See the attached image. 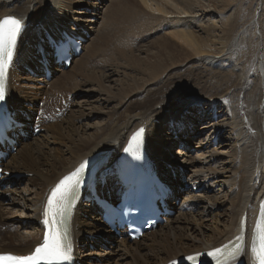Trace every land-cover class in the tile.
<instances>
[{
	"label": "bare ground",
	"instance_id": "1",
	"mask_svg": "<svg viewBox=\"0 0 264 264\" xmlns=\"http://www.w3.org/2000/svg\"><path fill=\"white\" fill-rule=\"evenodd\" d=\"M10 1L0 0V17L7 14L14 15L19 19H23L25 23H28L25 25L26 30L20 38L16 50L17 60L22 66L28 65L27 58L31 51V45L33 47L38 42L37 44H39L44 52L49 49V43H47V40H44L46 36L42 35L40 37L38 35L39 30L42 28L49 35H52L50 29H54L56 36L59 31L58 37L61 36L63 31L67 30L65 27L81 33V28H79L81 27L79 25L80 19L66 12L67 9L76 4L71 3L69 7L66 5V1L61 0H38L36 1V5H30V0H17L13 3H10ZM113 1V3H110L112 5L103 14V22L100 25L96 38L89 45H83L85 51L83 50L77 58H72L66 70L59 67L55 69L56 72L64 74L62 75V80L57 81L52 77L48 83L52 86V90L49 89L43 93L45 96V105L43 107L45 110H50L53 113H50L52 121L41 125V128L42 126L45 127V133L47 134L40 140H33L32 143L27 141V139L26 141H18L22 142V144L5 161V170L8 173L15 175L22 174L24 176V186L28 195L25 196V191L22 193V191L17 190L14 186L10 187V184L15 182V178L11 177L5 180L7 187L1 192V199H5L2 193L8 192V200L10 201L5 206L0 201V225H5L6 227L12 226L18 220L17 222L20 226L31 222V229L29 232L19 233L16 231L8 233L14 234L9 239L6 238L8 236L4 237L0 235V252H14L16 254L30 252L40 239L42 227L38 222V216L46 193L53 182L61 175L71 171L84 158L112 148V151L108 154L109 166L113 161L114 154L118 153L124 146L122 145L124 140L138 127L146 129L144 137L147 145L145 146L147 154L157 164L160 172L166 178H170L169 173L163 167V161L167 159L165 157L166 151L162 150L163 148L159 149V142L152 137L159 135L158 127L160 124L162 126L169 118L178 120V118L173 117L174 115H170L174 109L166 113V109L172 106L167 103H172L174 99V95L171 93L173 90L177 91L182 88L183 91H186L189 88L186 85L189 77L191 79L190 88L192 89V95L184 98L182 102L186 101V103L182 107L196 110L197 112L192 111L196 116L204 108L212 113L218 110L223 113L225 110L229 114V125L220 122V126L225 127L227 135L229 133V140L233 143L232 149L223 148L225 143L220 140L216 143V146H213L215 145L213 143L209 144L213 146L209 152H215L210 154V156L219 153L226 156V160H230L233 165L229 166L230 169L226 170L225 167L219 166L217 163H213V166L205 169L207 170L205 172L206 177L208 179L212 178L211 180H217L219 172L224 173L230 170L232 174H224L222 177L228 183L232 194L208 195L207 191L209 187L202 190L199 184L190 189V199L195 201L202 200L203 204H205L203 206L206 207L210 206V198L213 199L211 206H215V203L223 199V201L219 202L227 203L229 210L227 214L223 215V218L224 216L225 218L222 223L220 220L213 222L209 233L203 230L197 231L194 225H190V223H196L197 219L193 218V216L192 218L191 216L187 218L186 214H181V217H178L174 221L176 226L172 225V227L170 225L172 227L171 231H164L159 234L160 236H155V231L159 227L157 226L154 230L152 229L143 233L139 239L135 240L140 241L144 235L154 232L151 234L152 238L149 246L151 244L156 248L149 247L148 250L141 251L145 247L140 246L136 251L130 253L127 251L126 243L128 241L125 238L116 240L118 248L124 250L127 254L129 252V264H162L172 258L185 254L216 248V246L233 239L235 237L234 234L238 231V225L242 216H246L247 224L254 223L255 218L257 221H261L262 216L264 217L261 210H257L260 201L264 197V8H260L261 12L256 14L253 11L252 0H136L143 9H141L142 11H138L134 4L132 8L131 6L129 8L128 5L130 4L124 5L122 3L121 5L119 0ZM257 1L256 4L258 5ZM54 4L60 8L56 9ZM85 4L90 5V2ZM138 9L140 10L139 6ZM81 10V8L79 10L75 9L73 12L75 15H80L83 11ZM203 13L209 15V17L205 18V21H203ZM216 14L219 17V23L214 21L215 19L213 20V16ZM161 24H164V26H166L165 24L169 25L167 28L169 30L164 36H167V39H164L166 42L164 41L161 45L164 46V50L173 45L181 47L184 51L183 53L181 51V60H178L179 55L171 54L170 52L167 54L168 57L162 59L161 54L157 52L155 61L145 62L144 66H142V60L132 56V49L134 47L132 43L137 38L141 39L144 35L148 34L150 30L153 29L154 31L157 27L159 28ZM105 28L110 29L105 31ZM140 29L143 30L140 31ZM98 40H102L103 45H99ZM110 44L115 45V56L111 55L109 59H119L123 62L119 66L131 67L139 70V72L141 70L142 76L139 79H136L135 76L125 79L121 78L116 92H111L112 90L102 84V91L106 93L105 98L101 97L100 99L98 94L93 100L105 101L104 103L107 104V101L116 98V103L114 104L118 109L112 107L114 110L105 111L106 119L104 123L97 126L94 125L93 131L87 132L84 129H80L82 132L79 133L76 130L75 123L78 118H82L85 108L83 110L79 107L75 113L69 114L70 117L68 119H64V115H66V111L72 103V96L74 94L70 95V92L79 91L77 88H79L78 85L82 82H78L74 74H66V72L68 70L70 72L73 63L76 65L77 61V71L96 62L103 51V47ZM83 54H87L85 60H82ZM185 59L192 60L191 64L188 65L189 67L183 68L184 74L173 73L172 71L166 74L168 70L178 67V63ZM227 63L228 65H226ZM258 63L262 69H259ZM135 65L140 69H136ZM187 67L188 69H186ZM77 71L75 74L78 73ZM100 72L87 70L82 71V74L88 81L97 84L99 81L102 82L101 77L104 75V73ZM13 73L14 71L8 70L7 80H12ZM108 74L110 72L107 70L105 76ZM42 80L46 81L44 78ZM10 81L8 84L9 103L13 104L16 109L25 110L28 114L37 110L36 102L38 101L35 98H28V96L23 95L21 90L19 91L20 87L12 86ZM53 81L54 83H52ZM152 82L156 84V87L146 88ZM60 86L63 87V93L61 92L60 97H57L58 95H55ZM136 91L141 93V97L134 100V96L138 94H135ZM69 95L70 98L68 97ZM194 98H196L195 102L199 101L198 103L201 104L196 105L194 102L192 103L193 105L189 103L190 105L186 106ZM165 99L167 101L164 102ZM201 99H204L203 101H206V103L202 102ZM74 100L76 102V98ZM27 102L30 104H26ZM85 102L87 101L85 100ZM204 104L206 105L203 107ZM218 104H221V107L216 110L219 107ZM55 107L64 108L60 117L54 115L57 111ZM185 117L189 118L188 120L191 124L197 122V118L191 115H185ZM106 120L107 124H105ZM214 125L216 127L213 126L212 130L220 132V130H217V122H214ZM175 126L164 129L169 136L166 137V139L168 138L166 141L169 142V145L165 146L169 147L171 142L175 143L176 139L173 138L174 136L179 137L196 132L194 126L189 127V125H186L184 128H181L179 133L175 132V135L173 133V131H177ZM227 126H229V130H227ZM170 129H172V132ZM148 137H151V139ZM163 141L161 140L162 147L164 146ZM184 153L186 156L188 155V151ZM202 156L206 160L208 154H201L200 157ZM18 159H20L19 164ZM181 160L189 164L200 162L199 156L197 159L190 158V160H186V158H183ZM226 160L225 162H227ZM10 164H12L14 169L8 167V165L11 166ZM182 165L185 166L184 164ZM202 172L203 170L199 172L198 169L197 172L193 171L189 175L190 182L196 183V179L202 175ZM180 175L179 171L176 172L177 179ZM251 175L252 178L249 177ZM214 177L215 179H213ZM202 180H199V183ZM177 182H180V180H177ZM115 184V176L110 173L106 174L104 186L114 188ZM176 191V188L172 191L174 199L177 195ZM22 204L27 205L28 212L23 210ZM178 205H180V202ZM83 206L91 207L86 202ZM13 207H16V209ZM12 208L14 209L13 213H18L21 217L17 219L9 218L6 212L8 214L12 212ZM83 211L82 207L78 205L72 219V231L76 243L75 253L78 258H81L84 254L82 237L85 233H107V230L103 228L98 218H93L92 223L84 221L82 217ZM3 221L4 223H2ZM169 221H173L172 217L166 221V224ZM196 225L198 224L196 223ZM174 227L178 228L175 229ZM191 237L197 239V241L200 240V242L194 241ZM89 242L93 243L94 241L89 240ZM128 244L130 245V243ZM245 251L243 252L245 258L243 264H247L250 259L249 254ZM112 253V250L106 252L107 261L102 262V264H106V262L112 259H110ZM94 254L101 255V257L97 256L98 259H102L105 256V254L103 255L99 252ZM92 264L98 263L92 261Z\"/></svg>",
	"mask_w": 264,
	"mask_h": 264
},
{
	"label": "rangeland",
	"instance_id": "2",
	"mask_svg": "<svg viewBox=\"0 0 264 264\" xmlns=\"http://www.w3.org/2000/svg\"><path fill=\"white\" fill-rule=\"evenodd\" d=\"M15 1H17V0H11L10 3H13ZM36 1H38V0H30L29 4L30 5H36L37 4ZM61 1H64V2L66 1V5L69 7H70L71 3L76 4L73 7H70V9H67L66 12L72 16H76L77 18H79L80 19L79 25L81 26L79 28H81V30L83 29L86 32V33H83L84 34V40H83L82 47L84 44H85V46L89 45L91 43V41L96 38L97 32L100 28V25L103 22V18H102L103 14L106 11V9H108L112 5L110 3L114 2L113 0H61ZM252 1L254 2V3L252 2L253 11H255L256 14L258 12L260 13L261 11L259 9L264 8V0H258V1L252 0ZM256 1L258 2V5L256 4ZM88 2H90V5L85 4ZM119 2L121 5H122V3L124 5L130 4V5H128L129 8H130V6L132 8V6L134 4V5H136V8L138 11L143 10L141 8V5L139 3H137L136 0H134V1L133 0H126V1L125 0H119ZM135 2H136V4H135ZM83 4H84V6H83ZM137 5L140 7V10L138 9ZM92 7H94L95 10L92 9ZM55 8L58 9L60 7H57L55 5ZM80 8L83 10V11L81 10L82 13L80 15H75L73 10H75V9L79 10ZM126 8H128V7L126 6ZM256 14L254 15L255 20H256ZM207 17H209V15H207L206 13L205 14L203 13V21H205V18H207ZM213 20L219 23L220 20H219V17L217 14L213 16ZM161 25L159 28L157 27L158 29L156 28L154 31H153V29L150 30V32H148V34L144 35L141 39L137 38L135 40L136 42L135 41H134L135 43L133 42L134 44L132 43V45H134V47L132 46L133 47L132 56L136 59L142 60L141 61L142 66H144L145 62L155 61L157 52L161 54L162 59L164 57H168L167 54H168V52H170L171 54L179 55L178 60H181V58H180V57H182V55H180L181 51H182V53L184 52L181 49V47L173 45L172 47H168L166 50H164V48H163L164 46L161 45V43H164V41H165L164 39L165 38L167 39V36L166 37H164V36L166 35L167 31L169 30V29L167 30L169 25H167V24H165L166 26H164V24H161ZM109 29L110 28H105V31H108ZM143 29H140V31ZM50 31L52 34H54V29H50ZM45 32H46L45 29L42 28L41 30H39L38 35L40 37H42V35H44ZM98 44L103 45L102 40H98ZM34 48H36V47H32V45H31V48H30L31 51L29 52L30 53L29 54L30 59H28L29 63L31 61H36L37 56L34 54ZM83 50H84V48H83ZM114 50H115V45H113V44H110L106 47H103V51H102L101 55L99 56V58L97 59L96 62L92 63L88 67H82L79 71H77V62H78L77 61L76 65H75V63H73L72 67L70 68L71 69L70 72H69V70H68V72H66V74L67 73H69L71 75L74 74V76H76L75 77L76 80H78V82H82L80 85H78L79 88H77V89L79 91H74L73 93L70 92L71 94L69 93L70 95L74 94L75 97H74V95L72 96V103L69 105V108L66 111V115H64V117H65L64 119H66V118L68 119L70 117V115L72 113H75L79 107H81L82 109L85 108V111H83L85 113V115L83 113L82 118H78L76 123H75L76 130L79 133L82 132L81 130H83V129L86 130L87 132L93 131V129L95 128L94 125L97 126V125L104 123V121L106 119L105 113L108 110H114L112 107H115L116 109H118L117 106L114 104V103H116V98H114L113 100L107 101V104L104 103L105 101L93 100L98 94L100 96V99H101V97L105 98L106 93H105V91H102V88H101L102 84L105 87H108L110 90H112L111 92H116L117 86L120 84L121 78L125 79L127 77L135 76L136 79H139L142 76L141 70L139 72V70H135L134 68H131V67L127 68V67L119 66L120 63H123L119 59H116V60L114 58L109 59V57L111 55L115 56ZM77 57H75V58H77ZM82 57H83L82 60H85V58H87V54H83ZM191 60L192 59L183 60L182 62L178 63V65H177L178 67H175L172 70L171 69L168 70V72H166V74L171 72V71L173 73L178 72V73L184 74L183 68L190 65ZM135 64H136V62H135ZM226 65H228V63ZM239 65H240V63H239ZM188 67L186 69H188ZM135 68L140 69L136 65H135ZM235 68H237V67L235 66ZM66 69H64V70H66ZM259 69H262L260 64H259ZM75 70L78 72L77 74H75V72H76ZM87 70L101 71L100 73H104L103 77H101L102 82L99 81V83H97L98 84L97 85L94 82L88 81V79H86L84 77V75L82 74V71H87ZM107 70L110 72V74L105 76V73ZM62 75H64V74H61V72L60 73L56 72V70H54L52 72V77H54V80H57V81L62 80ZM12 76H13V78L10 81V84L12 86H15V87H20L19 91L21 90V93L23 95L28 96V98H35L36 101H38V102H36L37 108L39 106L43 107L45 105V96L43 95V93L49 89L52 90V88H51L52 86H50V84H48L51 79L48 81L46 79H45L46 81L42 80L43 76H42V72L40 69L37 70V68H34V73L32 74L28 70V68L20 67L18 70L14 71ZM59 76H61V77H59ZM163 77H164V75H163ZM165 77H166V75H165ZM39 79H41V80H39ZM182 79H185V78H182ZM128 81H129V79H128ZM52 83H54V81ZM155 85L156 84H154L152 82V84H149L148 86H146V88L147 87H152V88L154 87L155 88L156 87ZM186 85L189 86V88L186 91H183L182 88L180 90H177V91L173 90L171 93H172V95H174V99H173L172 103H167L168 105H172V106H171V108L169 107L168 109H166V111H167L166 113H168L169 111L174 109L175 111L173 110V112H171L170 115H174L173 117L178 118V120H173L172 118H169L168 120H166L162 124V126L160 124V126L158 127L159 135H157L156 137H152V138H155L159 142L158 148L159 149L163 148L162 150L166 151L165 157L167 159H165L163 161V167L169 173L170 178L168 179V181L172 184L173 188H174V185L176 187L180 186V192L176 195V202L177 203L180 202V205H178L176 208L173 209V206H174V204H173V206H172L173 214L170 216V218L172 217L173 223L171 221H169V223H167V224H166V222L162 223L163 225L160 224L158 229L155 231L156 232L154 234L155 236H160L159 234L164 232V231H166V232L171 231V228L173 227L172 225L176 226V223L174 221L177 220L178 217H181V214H186L187 218H190V216L192 218V216H193V218L197 219L196 223L198 225H196V223H193V224L190 223V225H192V226L194 225V227L197 228V231L203 230V231L209 233V231H210L209 229L211 228V225L213 224V222L216 220L217 221L220 220V222L222 223V221L225 218V216L223 218V215L227 214V211L229 210V206L227 207V203L219 202V201H223V199H220L217 203H215V206H211V204L213 203V199L210 198L209 199L210 200V206L209 207L203 206L205 204H203L204 202L202 200L201 201H195V200L190 199V194H189L191 192L190 189L196 185H199V184H200V187L202 188V190L209 187L208 191H207L208 195L223 194V193H227L228 195L232 194L230 187L228 186V183L225 181V178L222 177L224 174L225 175L226 174H232V172H230V170H228V172L225 171L224 173L219 172V174H218L219 178L217 180H211L212 178L208 179V177H206L205 172L207 170H205V169L209 168L210 166H213L214 165L213 163H217L219 166L225 167L226 170L230 169L229 166H233V165L230 162V160H226V156L220 155V153L215 154L214 156H210V154H212L214 151L209 152V150L213 146H216V143L219 140L222 141L223 143H225L223 148H226V149H232L233 143L229 140V133L227 135L226 130L224 129L225 127L220 126L221 125L220 122H223L226 125H229V123H228L229 114L226 113L225 110L223 113H221V111H219V110L215 111V113H212V112H209L208 110H205V108H204L203 111L197 113V116H198L197 117L195 115V113L193 114V112H197L196 110H194V109L189 110L187 108L185 109V107H182V105L184 103H186V101H184V103L182 102L184 100V98L192 95V89L190 88L191 87L190 77H189V81H188V83H186ZM262 87H263V84H262ZM62 89H63V87L60 86L57 89L58 91H57L55 96L58 95L57 97H60L61 92L63 93ZM87 89H90L91 91L87 90ZM138 92L139 91H136L135 94ZM70 95L68 96L69 98H70ZM139 97H141V93L136 94L134 96V100H136V98H139ZM74 98H76V102H75ZM177 98H178V100H176ZM85 100L87 102H85ZM195 100H196V98H194V100L192 99V101L191 102L189 101L186 106H189L190 104L194 103ZM203 100L204 99H201L202 102H204ZM89 101H90V103H89ZM165 101H167V99H165L164 102ZM49 102H50V100H49ZM198 102H195V104L200 105L201 103H198ZM204 103H206V101ZM26 104H30V103L27 102ZM62 104H63V101H62ZM205 105L206 104H204L203 107ZM218 106L219 107H217L216 110L221 107V104L220 105L218 104ZM116 112H118V111H116ZM115 115H116V113H115ZM185 115L186 116L191 115L192 117L197 118V120H196L197 122L196 123L194 122L191 124L190 121L188 120L189 118L185 117ZM192 117H190V118H192ZM50 121L51 120H49L48 122H50ZM213 121L217 122V127H218L217 130H220V132L212 130L213 126L216 127V125H214ZM168 122H169V124H168ZM105 124H107V120H106ZM186 125H189V127L194 126L195 127L194 130L196 132L191 131L193 133L190 135L186 134V135H181L179 137L174 136L173 138L176 139L175 143L171 142V145L169 147L165 146V145H169V142L166 141L168 139V138L166 139V137L168 135L166 134L164 129L165 128L168 129L167 127L172 128V126H175L177 129V131H173V133L175 134V132L179 133L181 128H184ZM24 128H26L28 130V137L26 139H27V141H30L31 143L33 142V140H37V139L40 140L45 134H47V133H45L46 130H45L44 126H42L40 132H38L34 135L32 133V127H30L29 123L26 124V126ZM223 129H224V131H222ZM171 130L172 129H170V131ZM227 130H229V126H227ZM41 133H42V136H41ZM214 135H217L216 142L211 141L213 139ZM170 137H172V136H170ZM33 138H35V139H33ZM148 138L151 139V137H148ZM160 138H161V140H164L163 141V145H164L163 147L161 145ZM26 139L24 141H26ZM185 141H188V142H185ZM210 143H213L215 145L211 146V145H209ZM20 144H22V142H20L18 144V146ZM185 151H188L187 156L184 153ZM199 154L200 155L201 154L202 155L208 154V157L206 160H204V156H202L203 157L202 158V157H200ZM198 156H199L200 162H195L194 164L185 163L183 160H181L183 158H186V160L187 159L190 160V158L191 159L192 158L197 159ZM179 160L182 162H180ZM225 160L227 162H225ZM209 161H210V163H209ZM215 161H217V162H215ZM19 163H20V159H18V164ZM182 164H184L185 166H183ZM10 165L11 166L8 165V167L10 169H14L12 164H10ZM198 167H200V168H198ZM197 169L199 170V172H200V170H203L202 175H200V177L198 179H196V183H191L190 182L191 179H189L190 178L189 175L193 171L197 172ZM178 171L181 173V175L177 179L176 172H178ZM249 177L252 178V175ZM14 178H15V182L11 183L10 187L14 186V188L22 191V193H23V191H25L26 192L25 196L28 195L27 194L28 192L25 190V186H24V182H25L24 176L22 174H18V177H14ZM213 179H215V177ZM177 180H180V182H177ZM199 180H202V181H200V183H199ZM187 182H188V184H186ZM217 186H218L219 190L217 189ZM27 188H30V187H27ZM7 193L8 192L3 194V196L5 197V199H3V200L1 199V196H0V201H1L2 205H4V206L7 205L6 203H8V201H10V200H8L9 199V193L8 194ZM9 205H11V204H9ZM26 206L27 205L22 204L23 210L28 212ZM13 208L16 209V207H13ZM226 208H228V209H226ZM14 209L12 210V212H9L10 215L8 214V212H6V215H8L9 218H13V219H17V218L21 217L20 214L13 213ZM82 209L84 210L82 212V217L84 219L83 218H81V219H83L84 221H87V222L90 221L92 223L93 218H98V221L101 223L103 228L106 229V227L103 223V220L101 219V217L98 214V211L96 209H93L90 207H85V206H83ZM14 215H16V216H14ZM200 220H202V221H200ZM17 221L18 220H16L14 225H12V226L9 225L8 226L9 228L6 227L5 225H0V235H2L4 237L8 236L6 238L9 239L10 236H13L14 234H8V233H13L16 231H18L19 233H22L25 231H27V232L30 231L31 222H28L29 224H24V225L20 226V224ZM2 223H4V221ZM174 228L176 229L178 227H174ZM106 230H107V233H105V232L97 233L96 232V233H91V234L85 233L83 235L82 241L84 242V251H83L84 254L81 256V259H82L84 264H92V261H95L98 264H102V262L107 261L106 252L110 251V250H112V252H113L110 255V259L111 258L112 259L109 262H106V264H129V262H130V257L128 255L129 252L132 253V252L136 251V249H138L140 246L145 247V248H142L141 251H143V250L146 251V250H148L149 247L150 248H156V247L152 246L151 244L149 246V243L151 242V238H152L151 234L154 233V232H152V233H148V234L144 235L140 241H128V243H130V245L128 243H126L127 244V251H129L127 254L124 252V250L118 248V246L116 244L117 243L116 240L120 239V237L119 236L114 237L113 234H109L108 229H106ZM3 233H6L8 235L3 234ZM192 237H191V239H194ZM89 240L94 241V242L93 243L89 242ZM194 241L200 242V240L197 241V239H194ZM138 244H141V245H138ZM97 252H99L103 255L105 254V256L102 257V259H98L97 256L101 257V255L100 254H98V255L94 254Z\"/></svg>",
	"mask_w": 264,
	"mask_h": 264
},
{
	"label": "snow or ice",
	"instance_id": "3",
	"mask_svg": "<svg viewBox=\"0 0 264 264\" xmlns=\"http://www.w3.org/2000/svg\"><path fill=\"white\" fill-rule=\"evenodd\" d=\"M24 28L25 21L14 15L0 17V110L6 107L5 78L14 57L18 38ZM49 43L53 48L54 55L62 56L72 41L67 35H64L60 42L50 40ZM8 120L10 126L13 124L18 126L13 114L9 113ZM145 133V128L138 129L124 151L131 152L134 150V146H139ZM4 137V126L0 122V139ZM85 167L86 163H81L74 171L60 179L47 195L43 209L42 222L45 226L43 242L27 255L0 253V264H63V262L70 260L72 247L70 243H65L68 239V232L66 229L61 231V225L64 224V217L73 203L76 192L84 182ZM3 174L0 171V175ZM260 208L262 215H264V201L261 202ZM255 231L258 235L254 238L252 252L258 264H264V223L258 221ZM236 240L237 243L234 246L226 244L207 252V257L211 258L214 264H228L231 260H237L243 251V244L241 243L243 237L237 236ZM200 256V253H196L185 257V259L195 264ZM170 264H175V261L170 262Z\"/></svg>",
	"mask_w": 264,
	"mask_h": 264
}]
</instances>
